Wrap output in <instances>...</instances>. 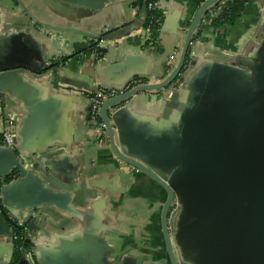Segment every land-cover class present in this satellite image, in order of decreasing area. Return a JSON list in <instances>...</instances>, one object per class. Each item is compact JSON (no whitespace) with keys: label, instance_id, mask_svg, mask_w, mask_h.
Segmentation results:
<instances>
[{"label":"crops","instance_id":"0c3cea01","mask_svg":"<svg viewBox=\"0 0 264 264\" xmlns=\"http://www.w3.org/2000/svg\"><path fill=\"white\" fill-rule=\"evenodd\" d=\"M202 4L157 0L162 22L155 43L147 44L143 6L134 0H0L1 95L18 139L16 151L0 150V174L6 183L16 180L5 198L30 223L36 254L19 264H172L161 221L165 189L119 161L109 143L98 144L85 99L71 93L81 88L66 81L90 91L141 75L149 84L164 81ZM263 56L260 3L247 2L231 26L202 23L187 55L196 64L193 80L174 98L167 90L144 92L109 110L114 144L124 155L176 162L175 182L200 188L204 160L191 145L214 140V131L205 137L202 131L213 128L218 107L229 105L207 89L219 76L216 68L240 69L242 61L257 64ZM201 211L186 204L176 237L170 228L176 263L220 264L222 256L237 264L230 250L201 248L206 234L195 231ZM7 222L0 214V264L10 251Z\"/></svg>","mask_w":264,"mask_h":264},{"label":"water","instance_id":"95a60500","mask_svg":"<svg viewBox=\"0 0 264 264\" xmlns=\"http://www.w3.org/2000/svg\"><path fill=\"white\" fill-rule=\"evenodd\" d=\"M222 1L205 0L203 2L188 28L178 63L176 66L172 65L173 68L164 81L155 84L148 83L109 99L103 102L100 109V118L108 136L107 143L110 144L116 158L150 177L167 193L161 221L172 264L177 263L172 250L170 228L175 230L176 237L177 227L182 224L185 218L186 204L198 205L202 209L197 214L200 224L195 225V231L206 234L205 240L200 241L201 248L207 251L217 248H224L225 251L230 250V261L237 264H264V56L258 59L257 64L242 61L244 66L240 69L218 66L216 68L219 76L209 84L207 89H213L217 94V100H224L229 105L218 107L216 110L219 111L211 117L213 128H206L202 131L203 137L209 131H214L215 134L212 136L214 140L191 145L193 150L202 155L199 159L204 160L199 168L204 182L200 188L188 186V189H184L175 182L174 170L178 166L176 162L156 159L148 161L121 153L114 144L109 110L115 109L124 101L144 92L167 90L169 95L174 98L180 88H183L187 82H191L196 64L189 57L188 61L186 59L191 51L193 36L199 32L203 19ZM251 1L258 2L264 7V0ZM141 12L145 24L148 16L146 5H143ZM92 38L96 42L103 40L101 35ZM92 50L96 54H100V51L105 52L104 49L99 51L97 47ZM131 78L125 80L118 87L107 84L99 87L120 90ZM5 80L6 73L4 71L0 73V129H3L0 132V138L11 135L14 148L0 145V150L16 151L18 139L14 135L15 129L10 126L12 114L7 111L1 95ZM66 82L90 93L97 90L90 91L87 87H82L80 83L74 81ZM201 85L203 87L204 83ZM223 121L228 124L223 126L220 124ZM14 167L21 178L29 174L18 161H14ZM6 178L5 174H0V209L2 208L0 214L4 215L6 210L13 218L20 220L17 213L10 210L5 198V192L15 184L16 180L6 183ZM173 200L176 203V210L171 217L169 212ZM186 213L188 216L191 215L190 206L188 210L186 209ZM31 231L32 228L27 243L34 246ZM4 237L9 242L10 250L5 258V264H10L14 248L9 229ZM35 258V248L33 247L29 256H21L20 262L24 259L33 260ZM218 260L220 264H226V261H229L223 262L222 256Z\"/></svg>","mask_w":264,"mask_h":264},{"label":"built area","instance_id":"2783aa9c","mask_svg":"<svg viewBox=\"0 0 264 264\" xmlns=\"http://www.w3.org/2000/svg\"><path fill=\"white\" fill-rule=\"evenodd\" d=\"M139 0H134L136 6ZM226 2H221V5H224ZM156 3H148L146 5V9L148 12V16L146 19V25L144 26V30L147 33V35L152 34V29L156 28L158 26V21L156 20V18L153 15L149 16L150 12H153L156 8ZM215 14L212 12L206 16L202 23L206 22V21H211V18L214 16ZM147 83V78L145 77H136V78H131L129 79L120 90H116V89H112V88H107V87H99L97 88L96 92L94 93H90L87 92L85 90H72L71 93L74 95H77L79 97H81L82 99H85L86 101V105H87V120L89 122L90 125H92L95 130L97 131V142L98 144H105L108 142V136H107V132L105 130V126L103 124V122L101 121L100 118V109L101 106L103 104V102L109 100V99H113L117 96L123 95L124 93H127L133 89H136L137 87L146 85ZM0 145H5L11 149L14 148L13 143H12V136L11 135H6L0 138ZM124 164V163H123ZM126 165V164H125ZM130 168L135 172V173H140V171H138L137 169L133 168L130 166ZM0 189H1V183H0ZM175 203V202H174ZM0 206H1V194H0ZM2 210V208L0 209V211ZM176 210V206L171 207L169 215L171 213H173ZM5 216L10 219V220H14V223L16 224L17 228H21L22 229V233L20 235H15L14 234V230L11 229L10 231V235H11V240L15 243L17 242V246H15V249L18 253L23 254V255H27L29 256L31 254V250L33 248V246L30 244L29 245V249H25V247L23 246L24 243L27 242V240H29V238L27 237V232H28V228L24 225V221L23 220H17L14 219L11 215L4 213ZM32 244H33V240H32Z\"/></svg>","mask_w":264,"mask_h":264},{"label":"trees","instance_id":"16d2710c","mask_svg":"<svg viewBox=\"0 0 264 264\" xmlns=\"http://www.w3.org/2000/svg\"><path fill=\"white\" fill-rule=\"evenodd\" d=\"M204 1L205 0H199V2L201 3ZM223 1L226 2L224 5H221V2H220L211 10L212 14L213 13L215 14L211 18V23L215 27H224V26L233 25L240 17V14L242 13L244 9L245 4L249 2L250 0H223ZM156 2L157 0H144V1L139 0L137 3V6H139L141 9L143 5H147L148 3H156ZM150 15H153L156 18V20L158 21V26L152 29V34L147 44L155 43L156 38H157V30L162 22V18L159 14V11L156 8L153 12L149 13V16ZM75 56L77 55H73L72 57H75ZM186 60L188 61V57ZM64 61L65 60H60L61 63H64ZM12 227L14 228L16 232L20 231V229H18L14 224ZM19 257H20L19 253L14 250L13 258L10 264H16Z\"/></svg>","mask_w":264,"mask_h":264},{"label":"flooded vegetation","instance_id":"af4514ba","mask_svg":"<svg viewBox=\"0 0 264 264\" xmlns=\"http://www.w3.org/2000/svg\"><path fill=\"white\" fill-rule=\"evenodd\" d=\"M146 25V24H145ZM125 165V164H124ZM128 167H130L129 165H127ZM6 217V216H5ZM6 219H7V223H8V227H9V230L11 231V229H13L14 230V228L12 227L13 226V224L16 226V224L14 223V220H10V219H8L7 217H6ZM24 225L28 228V232H27V237H28V235H29V233H30V230H31V225H30V223H28V222H24ZM17 227V226H16ZM19 229V228H18ZM22 233V229L20 228V231L19 232H16L15 230H14V234L15 235H20ZM31 233H32V239H33V231H31ZM13 242V241H12ZM14 245L15 246H17V242H13V248H14V250L16 251V249H15V247H14ZM23 246L25 247V249L27 250V249H29V245L27 244V242L26 243H24L23 244ZM34 247V246H33ZM19 255H20V257L18 258V261H17V263L16 264H19V262H20V259H21V256L23 255V254H20L19 253Z\"/></svg>","mask_w":264,"mask_h":264},{"label":"rangeland","instance_id":"374dc122","mask_svg":"<svg viewBox=\"0 0 264 264\" xmlns=\"http://www.w3.org/2000/svg\"><path fill=\"white\" fill-rule=\"evenodd\" d=\"M174 202H175V201L173 200V203H172L173 207L176 206V203H174ZM172 205H171V207H172ZM172 215H173V214L171 213V217H172Z\"/></svg>","mask_w":264,"mask_h":264}]
</instances>
